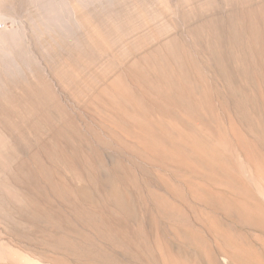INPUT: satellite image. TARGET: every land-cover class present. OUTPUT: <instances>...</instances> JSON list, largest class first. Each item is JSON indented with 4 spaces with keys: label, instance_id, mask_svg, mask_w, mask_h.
Wrapping results in <instances>:
<instances>
[{
    "label": "rangeland",
    "instance_id": "obj_1",
    "mask_svg": "<svg viewBox=\"0 0 264 264\" xmlns=\"http://www.w3.org/2000/svg\"><path fill=\"white\" fill-rule=\"evenodd\" d=\"M10 1L34 15L25 22L43 58L27 54L17 67L16 55L0 78V264H264V116L223 113L217 84L250 71L258 92L249 101L264 109V0ZM153 104L161 117L150 115ZM181 112L205 121L190 122V138L173 124ZM219 144L227 151L213 150ZM146 145L160 161L196 160L199 145L205 166L248 183L254 198L222 186L213 199L227 209L216 212L192 195L190 217L205 225L195 233L161 207L166 176H147L127 153Z\"/></svg>",
    "mask_w": 264,
    "mask_h": 264
},
{
    "label": "bare ground",
    "instance_id": "obj_2",
    "mask_svg": "<svg viewBox=\"0 0 264 264\" xmlns=\"http://www.w3.org/2000/svg\"><path fill=\"white\" fill-rule=\"evenodd\" d=\"M36 2H39L38 0H35ZM34 1L35 4H37ZM67 1V0H66ZM72 0H70L68 2V6L69 3ZM23 2V0H22ZM30 2V1H29ZM73 2V1H72ZM71 2V4L73 5V3ZM21 3V2H20ZM32 3V2H31ZM23 4V3H22ZM30 4V3H27ZM27 4H24L27 6ZM41 4V3H40ZM50 4V3H49ZM31 5V4H30ZM34 5V4H33ZM44 5V4H43ZM23 6V5H22ZM21 5L14 3L10 0H3L2 2H0V78L1 79H6V76L8 78V76L12 73V68H13V64H14V59L13 57L18 55L20 56L21 60L18 64H16L17 67H21L23 65V62L25 60L26 55L30 54L31 56L35 57V58H41V54L38 52V50H36L37 48V42H36V38L34 37V32H30V28H28L27 25V21L25 22V13L27 12V8L24 11V6L22 7ZM25 6V7H26ZM35 7V5H34ZM44 7V6H43ZM46 7V6H45ZM50 8V6H48ZM31 8V7H30ZM33 8V7H32ZM37 8V6H36ZM67 8V6H66ZM70 8V6H69ZM68 8V9H69ZM29 9V8H28ZM67 9V10H68ZM37 10V9H36ZM39 10V8H38ZM37 10V11H38ZM41 10V9H40ZM70 10V9H69ZM29 11V10H28ZM32 11V10H31ZM36 12V11H35ZM29 13V12H28ZM26 13V14H28ZM38 13V12H37ZM41 13V12H40ZM43 13V12H42ZM51 13V12H50ZM48 13V14H50ZM72 13V12H71ZM30 15L31 12L29 13ZM28 14V15H29ZM34 14V13H33ZM36 14V13H35ZM39 14V13H38ZM29 15V16H30ZM47 15V14H46ZM51 15V14H50ZM74 15V14H73ZM202 15V14H201ZM34 17V15H32ZM43 16V15H41ZM45 16V15H44ZM48 16V15H47ZM204 16V15H202ZM207 17V15H205ZM37 17V16H36ZM204 17V18H206ZM28 18V17H27ZM38 18V17H37ZM48 18V17H47ZM46 18V20H47ZM52 17L50 16V19ZM32 21V18H30ZM34 19V18H33ZM41 19H43V17H41ZM55 19V17H54ZM192 19V18H191ZM201 19V18H200ZM199 19V20H200ZM8 20H12V22H17L19 24V27L16 29H11L10 27L7 26V21ZM29 20V19H28ZM35 21H37L36 19H34ZM44 20V19H43ZM194 20V19H193ZM207 20V19H206ZM34 21V23H35ZM42 21V20H40ZM51 21V23H53L52 19L48 20ZM46 21V23L48 22ZM57 21V19H56ZM202 21V20H201ZM211 21V20H208ZM33 22V21H32ZM58 22V21H57ZM197 23V22H196ZM206 23V22H205ZM205 23H199L197 26V34H199V38L200 41L202 40V38L205 35V29L209 28V26L207 28H205ZM16 24V23H15ZM36 24H38V22H36ZM42 24V23H41ZM50 24V23H49ZM54 24V23H53ZM46 25V24H45ZM208 25H213L211 23H209ZM234 25V24H233ZM41 26L40 24L38 25V27ZM48 26V25H47ZM52 26V25H51ZM188 26V25H187ZM212 27V26H211ZM189 28V27H188ZM213 28V27H212ZM211 28V29H212ZM217 28V27H216ZM41 29V27H40ZM39 29V30H40ZM49 29V28H48ZM215 29V27L213 28V30ZM36 30V29H35ZM208 30V29H207ZM218 30V29H217ZM216 30V31H217ZM17 31V32H14ZM195 31V30H194ZM37 32V31H36ZM215 32V31H214ZM41 33V32H39ZM43 33V32H42ZM41 33V35H42ZM192 33V32H191ZM232 33V32H231ZM40 35V36H41ZM191 35V34H190ZM194 34H192L193 36ZM17 36V42H15L13 37ZM191 36V37H192ZM195 36V35H194ZM193 38V37H192ZM195 40V39H194ZM14 41V42H13ZM198 42V41H197ZM211 42V41H210ZM236 42V41H235ZM238 42V41H237ZM13 43H17V45L13 44ZM199 43V42H198ZM239 43V42H238ZM196 45V44H195ZM234 45V44H232ZM198 46V45H197ZM196 46V47H197ZM231 46V45H230ZM239 46V44H238ZM195 47V46H194ZM224 48V47H223ZM236 48V47H235ZM201 49L200 47L198 48V50ZM204 49V48H203ZM207 49V48H206ZM239 49V48H238ZM242 49V48H241ZM206 51V50H205ZM233 51V49H232ZM201 52H203V50H201ZM187 53V52H186ZM204 53V52H203ZM207 53V52H206ZM205 53V54H206ZM234 53V52H233ZM199 54V53H198ZM204 54V57H205ZM229 54V53H228ZM203 55V54H202ZM189 56V55H188ZM187 56V57H188ZM197 56V55H196ZM230 56V55H229ZM233 56V54H232ZM236 56V55H235ZM194 57V56H193ZM208 57V56H207ZM234 57V56H233ZM43 58V57H42ZM237 58V57H236ZM209 59V58H207ZM206 59V61H207ZM211 59V58H210ZM227 59V58H226ZM43 61V59H41ZM40 60V61H41ZM215 60V58L213 59ZM222 60V59H221ZM224 60V59H223ZM235 60V58H234ZM237 60V59H236ZM235 60V61H236ZM188 61V58H187ZM201 61V60H200ZM211 61V60H210ZM231 61V60H230ZM229 61V62H230ZM238 61V60H237ZM189 62V61H188ZM209 62V61H207ZM216 62V61H215ZM225 62V61H224ZM240 62V61H239ZM212 63V61H211ZM233 63V62H232ZM231 63V65H232ZM44 64V63H43ZM43 64H41V62H39L40 67L43 66ZM191 64V63H189ZM217 64V62H216ZM219 64V62H218ZM225 64V63H223ZM227 64V63H226ZM235 64V63H234ZM237 64V62H236ZM194 65V63H193ZM203 65V64H202ZM222 65V64H221ZM228 65V64H227ZM230 65V64H229ZM195 66V65H194ZM226 66V65H225ZM198 67V66H197ZM211 67V65H210ZM214 67V66H213ZM237 68V66H235ZM240 67V66H239ZM180 68V67H179ZM219 68H220V64H219ZM222 68V67H221ZM220 68V69H221ZM225 68V67H224ZM222 68V70L224 69ZM230 68V66L228 67ZM232 69H234L233 67H231ZM24 69V68H23ZM192 69V68H191ZM199 69V68H198ZM210 69V68H209ZM214 69V68H213ZM211 69V70H213ZM230 70L231 71H235L236 70V75L233 78V80L231 81L230 78L226 79L222 76H218L217 78V84H219V89L221 90V100L219 98L220 101H225V105L224 107H226L227 109L223 108V113H228L229 109L231 110L233 108V106L237 107V108H241V110L247 115L246 117H248L249 121L251 122V120H260L261 117L264 116V109L263 108H259L256 107V104H252V99L257 100V96H253L254 94H256L258 91H255L253 88L254 82V76L252 77L253 80L251 81V77H250V71L243 69V73H239L237 69L235 70ZM14 70V69H13ZM193 70V69H192ZM195 70V69H194ZM201 70V69H200ZM225 70V69H224ZM223 70V72H224ZM229 70V69H228ZM215 71V69H214ZM221 71V70H220ZM219 71V72H220ZM248 71V72H246ZM139 72V71H137ZM198 72V71H197ZM216 72V71H215ZM222 72V71H221ZM220 72V73H221ZM194 73V72H193ZM226 73V72H225ZM232 73V72H231ZM230 73V74H231ZM195 74V73H194ZM199 74V73H198ZM212 74V73H211ZM223 74V73H222ZM228 74V71H227ZM214 75V72L213 74ZM218 75V74H217ZM216 75V77H217ZM233 76V73L231 74ZM4 76V77H3ZM137 76V75H135ZM228 76V75H227ZM230 76V75H229ZM228 76V77H229ZM257 76V75H256ZM231 77V76H230ZM134 78V76H133ZM137 78V77H136ZM140 78V77H139ZM260 78V77H259ZM214 79V78H212ZM262 79V78H261ZM215 80V79H214ZM133 81V80H132ZM137 81V80H136ZM141 81V80H140ZM143 81V80H142ZM260 81V79H259ZM235 82V83H234ZM144 83V82H143ZM142 84V83H141ZM216 86V85H215ZM259 86V85H258ZM258 86H256L255 88L257 90ZM128 87V86H127ZM218 87V86H217ZM154 89V87H153ZM217 89V88H216ZM218 89V90H219ZM247 91V94L249 96V100H251L252 102H250V105H247L246 103H244L241 95L239 94V91ZM261 90V89H260ZM243 91V92H244ZM242 92V93H243ZM260 92V91H259ZM245 93V92H244ZM260 94V93H259ZM259 96V95H258ZM213 97V96H212ZM210 97V98H212ZM218 98V97H217ZM209 99V98H208ZM215 99V98H214ZM210 100V99H209ZM217 99H215L216 101ZM260 100V99H259ZM258 100V101H259ZM262 100V99H261ZM213 101V100H211ZM247 101V103H248ZM257 101V102H258ZM199 102V101H198ZM218 102V101H216ZM222 102V103H223ZM256 102V103H257ZM263 102V101H262ZM155 105L161 107L157 101L154 102ZM214 103V102H213ZM221 104V102H219ZM254 103V102H253ZM207 104V103H206ZM212 104V103H211ZM218 104V103H216ZM264 104V102H263ZM154 104L153 106L150 105V108H148L147 110H149L150 115L153 116L154 118H159L161 117V110H159L158 107H156ZM256 105V106H255ZM259 106L261 104H258ZM203 106V105H202ZM176 107V106H175ZM208 107V106H207ZM206 107V108H207ZM210 107V105H209ZM208 107V108H209ZM222 107V106H221ZM262 107V106H260ZM138 109V108H137ZM221 109V108H220ZM219 109V111H220ZM205 110V109H204ZM208 110V109H207ZM215 111V109H213ZM140 114L145 115L143 109H139L138 111ZM177 112V111H176ZM231 113V112H230ZM233 113V112H232ZM175 114V113H174ZM222 114V113H221ZM234 114V113H233ZM167 115V114H165ZM176 115V114H175ZM261 117H260V116ZM177 116V115H176ZM147 117V115H146ZM168 117V116H167ZM179 118H175L176 120L173 121V124L176 125V127H178L182 132H185L184 135L190 138L191 132L193 134V131L190 127V122L193 121L198 125H203L205 121L199 120L197 117H192L190 114L188 113H184L181 112L180 115L178 116ZM227 117V116H226ZM234 117V115H233ZM150 118V117H149ZM220 118V117H219ZM225 117H222V120ZM229 118V117H228ZM101 119V118H100ZM227 119V118H226ZM232 119V117H231ZM234 119V118H233ZM236 119V118H235ZM263 119V118H262ZM103 120V119H102ZM105 120V119H104ZM219 121V120H217ZM226 121V120H225ZM261 121V120H260ZM264 122V120H262ZM102 122V121H101ZM145 122V121H144ZM234 123V122H233ZM231 123V124H233ZM105 124V123H104ZM111 124V123H110ZM149 124V123H148ZM213 124V123H212ZM230 124V123H229ZM236 124V122H235ZM147 125V124H146ZM170 125V124H169ZM234 125V124H233ZM232 125V128L234 129V126ZM215 126V125H214ZM103 127V126H102ZM112 127V125H111ZM142 127V126H141ZM193 127V126H192ZM228 127V126H227ZM238 127V126H237ZM110 128V127H109ZM116 128V127H115ZM140 128V127H139ZM138 128V129H139ZM159 128V127H158ZM161 128V127H160ZM217 128V127H215ZM214 128V129H215ZM231 128V129H232ZM236 128V127H235ZM203 129V128H202ZM237 129V128H236ZM137 130V129H136ZM156 130V129H155ZM196 130V129H195ZM219 130V129H218ZM217 131V130H216ZM220 131V130H219ZM231 131V130H230ZM137 132V131H136ZM159 132V131H158ZM197 132V131H196ZM233 131H231L232 134ZM237 132V131H236ZM118 133V132H117ZM123 133V132H121ZM132 133V132H131ZM189 133V134H188ZM235 133V130H234ZM124 134V133H123ZM216 134V133H215ZM134 135V134H133ZM235 135V134H234ZM137 137V136H136ZM148 138V137H147ZM185 138V137H184ZM188 138V140H189ZM235 138V137H234ZM237 138V137H236ZM235 138V139H236ZM242 138V137H241ZM97 139V138H96ZM177 139V138H176ZM193 140V139H192ZM214 140V139H213ZM224 140V139H223ZM243 140V139H242ZM121 141V140H120ZM131 142V144L134 142L136 143L135 140H129ZM140 141V140H139ZM178 141V140H177ZM141 142V141H140ZM176 142V141H175ZM224 142V141H223ZM222 142V143H223ZM240 142V141H238ZM155 143V142H154ZM221 143V144H222ZM237 143V142H236ZM242 143V142H241ZM147 144V143H146ZM172 144V143H171ZM195 144V143H194ZM239 144V143H238ZM142 145V144H140ZM173 145V144H172ZM220 145V144H219ZM223 145V144H222ZM239 145H243V144H239ZM147 146V145H146ZM178 146V145H177ZM180 146V145H179ZM205 146V145H204ZM225 146V145H224ZM245 146V145H244ZM249 146V145H248ZM156 147V146H155ZM163 147V146H162ZM165 147V146H164ZM183 147V146H182ZM187 147V146H186ZM200 146L198 145H194L193 149L191 147V149L193 150V154H195L196 156V160H192L190 157H183L180 154H175L174 158L169 159V160H164V161H160L158 157V155H156V152L149 146L144 147L143 150H141V152H134V151H129L127 152L128 155H130L133 159L131 161H133L134 164L137 163V165H139L140 167H142L145 170V174L148 176H155L156 178H158L157 180L159 181V176L163 174V176H166V179L169 181L168 183L171 185V187L166 183L162 182V190H163V195H165V199L162 200L161 202L159 201V203L161 204V207L164 209L166 214H171L174 217H178V218H182V220H184V222L187 221L193 223L192 226H195L198 230H195V233H201V230H205V225L201 224L200 221H198L196 219L195 216H191V210L190 207L188 206V202L191 198V196H195L198 199V203L202 204V205H213L212 208L216 210V212H223L226 211V207L224 205L227 204L224 203L220 200L218 201L217 199H213L216 198L215 196H219L220 195V190L221 188L223 189L222 186H229L232 189H234L235 191H241V194L244 195L245 199L246 198H254V194L251 185H249L246 182H241L239 179L237 180H231V179H225L227 177L224 176V172L221 171V173L219 172V170L217 168H215V166H213L212 164L207 163V166H205L201 159H205L210 161L209 158H207L204 153L203 150H201L199 148ZM237 147V146H236ZM240 147V146H238ZM158 148V147H157ZM167 148V147H166ZM159 149V148H158ZM187 149V148H185ZM241 150V152L246 155L247 157H249L247 160L249 163L253 162L252 157L250 156V154H252L250 151V154L248 156V153L246 151H244L245 149L243 147L239 148ZM162 150V149H161ZM167 150V149H166ZM183 150V149H181ZM213 150L215 151H219V152H225L227 151L223 146H215L213 148ZM247 150V149H246ZM248 151V150H247ZM164 152V151H163ZM135 153V154H134ZM246 153V154H245ZM137 154V155H136ZM213 154V153H212ZM242 155V154H241ZM165 156V155H164ZM167 157V156H166ZM194 157V156H193ZM246 157V156H245ZM223 159V157H221ZM232 160H230L233 163V166L235 169H237L236 163L233 161V158H231ZM163 160V159H162ZM254 164V165H253ZM253 164L251 165L253 168H255L257 170V164L255 165V163L253 162ZM138 166V167H139ZM139 169V168H138ZM238 170V169H237ZM236 170V171H237ZM259 170V169H258ZM141 171V170H140ZM238 173V172H236ZM136 175V174H135ZM146 177V176H144ZM261 177V176H260ZM151 178V177H150ZM149 179V178H148ZM150 181V180H149ZM196 184L198 186H202V187H206L210 194L207 193H203L201 192L198 187H196ZM201 187V188H202ZM90 190V189H89ZM202 190V189H201ZM61 193V192H60ZM240 194V195H241ZM62 194H60L61 196ZM79 195V194H78ZM237 195V194H236ZM85 196V195H84ZM123 196V195H122ZM131 196V195H130ZM234 196V195H233ZM241 197V196H239ZM65 197H63L64 199ZM62 199V198H61ZM239 199V198H237ZM224 200V199H223ZM226 200V199H225ZM241 200V199H240ZM247 201V200H246ZM242 203V202H241ZM201 205V206H202ZM161 208V209H162ZM163 211V210H162ZM229 212V211H228ZM162 213V212H161ZM97 215V214H96ZM157 215V214H156ZM159 217V216H158ZM198 226H197V225ZM207 231H209L206 228ZM200 231V232H199ZM202 231V233H204ZM206 232V231H205ZM211 232H213L211 230ZM215 233V231L213 232ZM165 253V252H164ZM253 258V257H252ZM171 263V262H170Z\"/></svg>",
    "mask_w": 264,
    "mask_h": 264
}]
</instances>
